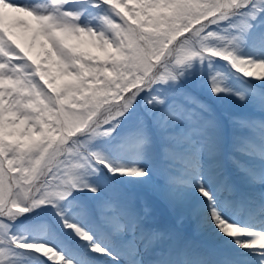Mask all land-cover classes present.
Masks as SVG:
<instances>
[{"label":"snow or ice","instance_id":"1","mask_svg":"<svg viewBox=\"0 0 264 264\" xmlns=\"http://www.w3.org/2000/svg\"><path fill=\"white\" fill-rule=\"evenodd\" d=\"M92 4L101 13L95 17L99 27L81 24L82 13L66 7L70 0L36 5L25 0H0V264H15L18 249L43 254L45 264H77L53 243L29 242L11 233L10 222L44 204H55L63 223L75 229L95 253L125 257L127 264H140L139 241L147 247L172 234L145 230L142 217L116 197L100 202L98 221L91 224L89 213L66 198L76 189L100 192L85 179L86 171L98 164L112 173L136 177L147 176L148 169L114 165L102 153L91 150L89 142L111 135L143 91L152 90L159 82L178 80L183 67L195 58L220 57L230 61L239 73L264 80V58L238 54L244 36L229 37L214 30V26L237 15L253 20L258 14L264 15L261 0H92ZM14 13L25 14L35 22L33 45L37 37H43L40 59L16 38L13 28H31L32 24L21 17L10 21ZM251 27L248 20L242 21L241 33ZM85 36L100 54L83 51L68 39ZM256 39L264 44V33ZM145 41L152 47L141 50ZM218 75L212 77L213 91L232 92ZM235 94L245 99L243 92ZM148 103L153 106L149 115L156 114L162 129L184 119L199 125V115L190 105L205 107L188 94L182 102L153 95ZM239 124L264 130V120H240ZM202 131L203 127L197 126L183 137L169 135L166 158L181 160L184 171L180 176L165 172L167 198L173 204L186 202V189L194 187L206 198L204 223L215 224L224 234L236 238L240 247L264 256V228L241 223L235 218L238 213L226 214L232 204L219 197L232 193L234 187L221 175V162L216 159L221 151L218 142L209 137L199 143L192 140L193 132ZM131 135L141 145L151 142L143 119ZM177 143L194 146L178 153ZM249 143V149L241 150L264 155V145ZM205 153L210 160L207 164ZM231 159L252 182L264 183V172L249 169L235 157ZM65 205L71 209L67 215ZM193 211L199 214L198 208ZM43 226L55 231L53 224ZM127 234L131 239L114 252L111 245L115 238ZM97 235L108 244L99 243ZM80 264L91 262L85 259ZM160 264L202 262L185 254L178 261L165 259ZM225 264L236 262L227 260Z\"/></svg>","mask_w":264,"mask_h":264},{"label":"rangeland","instance_id":"2","mask_svg":"<svg viewBox=\"0 0 264 264\" xmlns=\"http://www.w3.org/2000/svg\"><path fill=\"white\" fill-rule=\"evenodd\" d=\"M30 1L32 5L48 4L51 2V0ZM261 2L264 3V0H261ZM66 7H68L69 10L82 13L80 19L81 24H91L93 27H99V21L95 19V17L101 13L93 6L92 0H70V5ZM26 17L27 16L21 18L28 19L32 27L17 26L13 28V32L16 34V38L21 44L25 47H30L33 55L37 59H40L43 53V37H37L33 45L32 37L34 35L35 22L32 21L30 17ZM15 19L16 18L9 20L14 21ZM244 20H248L252 27L245 32V35L242 33L244 39L239 41L240 47L238 49V54L259 59L262 56L255 55L256 52L254 48H256L257 45L254 46L253 42L256 38L253 35L251 36V31L255 32L257 31L256 29L260 28V25H264V15L258 14L254 20L250 17L237 15L230 18L228 21L221 22L214 26V30L229 37L238 36L233 33V25H235L237 31L241 32L240 25ZM257 20H259V26L255 24ZM68 39L69 42L77 44L83 51L100 54L99 50L91 43L90 38L87 36L79 40L71 37ZM218 43L223 44L225 42ZM145 46L152 47V44L145 41L144 45H140L141 50H144ZM229 62L230 61L220 57L211 59L205 58L203 60L195 58L189 65L183 67V75L178 80H170L166 83L159 82L152 90L143 91L138 96L136 103L129 113H126L119 119L116 129L111 135L95 137L89 142L91 150L102 153L114 165H139L142 168L148 169L149 172L145 177H136L128 174L112 173L108 170L107 166L99 164L94 167V169L87 170L85 179H87L91 185L98 187L100 192L93 193L90 189H76L72 192L71 196L66 199L72 201L83 211L89 213L91 218L89 221L90 224L98 221L100 202L107 198L116 197L121 202L128 204L135 213L138 212V216L146 213V218L141 216L143 228L148 224V228H151V225L158 226L159 228L161 224L168 225L169 222L172 221L171 218H169V209H171L176 211L175 214L178 217L175 219L176 222H179L185 228L192 229L197 235L203 238L216 241V239H212L210 234L218 232L219 228H216V225L213 224L209 226L211 229H207L203 227L202 222L199 220L200 213L207 205L206 198H204L201 193L194 187H188L184 193L186 202L173 204L167 198L168 183L165 172L170 175L180 176L184 171V165L182 161L179 163L178 159H171L170 162H166V165L173 164V166H166L163 163V159L166 157L164 150L171 143L168 138L170 134L182 137V134L186 133L187 135V132H190V130L197 126L203 127V131L192 133V137L199 136L196 143H199L205 137H209L216 140L220 149H222L225 146L223 144L224 138H226L227 135V130L218 128L216 125L220 113H222L229 122L232 121V123H235V125L231 127L233 131L232 134H242V136L257 135V132H253V128L243 127L239 124V121L245 119L249 121V119H252L250 118L251 116H255L258 111H255V109L259 107V103L262 101L264 103V93L257 94L255 91L252 92V90L243 91L239 79L228 69H233L230 64L231 62ZM218 64H223L227 69L218 67ZM217 74H219L217 78L225 87L232 89V92L222 91L217 94L213 91L212 77L217 76ZM173 86L179 88L182 92L185 90L190 91L189 95L198 97L200 104L205 106L201 108L199 105H190L195 107L199 115V125L184 119L167 129H162L159 126L156 114L153 113L149 115V113L152 112L153 106L149 105L148 100L153 95L165 97L168 101L175 100L180 102V100H183L182 98H178L172 91L171 88ZM236 92H243L245 99L241 100L239 96L235 94ZM249 102H251V105ZM101 111H103V108ZM159 111L160 110L157 109V112ZM235 112L241 113L245 119L241 116L238 118L233 116ZM141 119L144 120L151 138V142L147 145L139 144L131 135ZM208 121L212 122L211 125L207 124ZM134 143L138 145L137 148L133 150L130 147L126 148V145L131 146ZM193 146L192 143H177L176 149L178 153H186L190 151ZM222 155L223 151L221 150L219 156L216 157L220 162ZM203 159L206 164L210 162L207 153L203 155ZM165 202L168 203L167 206L169 207L165 206ZM64 207L67 209L65 212L66 215L71 212V209L67 205ZM197 208L199 209V214H194L193 209ZM143 219L145 220L144 222ZM10 223L11 233L15 234L18 238L29 242L43 241L53 243L61 251L65 252L67 256L76 260L77 264H80V260L77 256L75 257L74 254H72L74 252H77L83 260L86 259L90 261L91 264H101L103 260L110 264L127 263L125 257L116 259L108 255L95 253L87 246V242L75 233V229L68 228L63 223L61 210H58L55 204L39 205L28 213L20 214L18 219ZM45 223L53 224L55 226V231L50 232L46 229L43 226ZM97 231H99V229H97ZM99 237L100 235H97V241L103 243L102 240L98 239ZM130 238L131 234L118 237L119 241L124 242ZM219 244L224 247L232 248L227 237L223 238ZM75 248H79L81 251H77ZM81 252L91 253L98 261H92L90 258L83 256ZM106 257L108 258L107 260ZM46 260L43 254L35 250L18 249L17 255L14 257L15 264H45Z\"/></svg>","mask_w":264,"mask_h":264},{"label":"bare ground","instance_id":"3","mask_svg":"<svg viewBox=\"0 0 264 264\" xmlns=\"http://www.w3.org/2000/svg\"><path fill=\"white\" fill-rule=\"evenodd\" d=\"M25 2L32 4L30 0H25ZM17 17H24V18H25V14H22V13H19V14L14 13V14H12V15L9 17V19L12 20V19L17 18ZM26 18H27V17H26ZM252 78H253L254 80H258V81L260 80L259 77H252ZM261 82H264V81L261 80ZM200 214H201V215H200V221L202 222L203 227H205V228H207V229H211V228H209L210 224H206V223L203 222L204 218L207 216V207L204 208ZM205 228H204V229H205ZM210 231H211V230H210ZM209 234H210V233H209ZM210 236H211L213 239H216V240L220 241V240H222L223 238H225V237H227V236H229V235L224 234V233L219 229L218 232H216V233L213 232V233L210 234ZM236 246H237V245H236ZM237 247H238V246H237ZM146 261H147V264H151V259H146Z\"/></svg>","mask_w":264,"mask_h":264},{"label":"clouds","instance_id":"4","mask_svg":"<svg viewBox=\"0 0 264 264\" xmlns=\"http://www.w3.org/2000/svg\"><path fill=\"white\" fill-rule=\"evenodd\" d=\"M259 70V69H258Z\"/></svg>","mask_w":264,"mask_h":264}]
</instances>
